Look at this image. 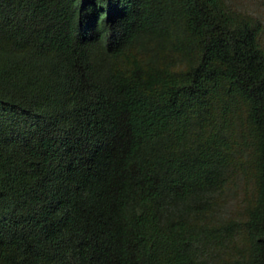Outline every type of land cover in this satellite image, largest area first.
I'll use <instances>...</instances> for the list:
<instances>
[{
	"label": "trees",
	"instance_id": "1",
	"mask_svg": "<svg viewBox=\"0 0 264 264\" xmlns=\"http://www.w3.org/2000/svg\"><path fill=\"white\" fill-rule=\"evenodd\" d=\"M263 36L234 0H0V264H264Z\"/></svg>",
	"mask_w": 264,
	"mask_h": 264
},
{
	"label": "rangeland",
	"instance_id": "2",
	"mask_svg": "<svg viewBox=\"0 0 264 264\" xmlns=\"http://www.w3.org/2000/svg\"><path fill=\"white\" fill-rule=\"evenodd\" d=\"M234 1L241 9L251 12L255 15H258L264 21V0H234ZM231 203H236V201L233 200Z\"/></svg>",
	"mask_w": 264,
	"mask_h": 264
}]
</instances>
